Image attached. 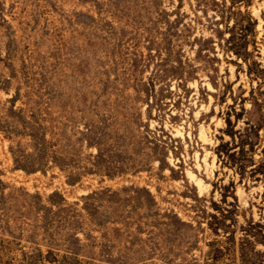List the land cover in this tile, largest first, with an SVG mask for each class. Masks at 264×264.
Here are the masks:
<instances>
[{"label": "rangeland", "instance_id": "1", "mask_svg": "<svg viewBox=\"0 0 264 264\" xmlns=\"http://www.w3.org/2000/svg\"><path fill=\"white\" fill-rule=\"evenodd\" d=\"M258 68L264 0H0V236L39 199L95 264H264Z\"/></svg>", "mask_w": 264, "mask_h": 264}, {"label": "trees", "instance_id": "2", "mask_svg": "<svg viewBox=\"0 0 264 264\" xmlns=\"http://www.w3.org/2000/svg\"><path fill=\"white\" fill-rule=\"evenodd\" d=\"M249 19L250 22H254L250 16ZM236 54L238 55V53ZM257 71L264 72L259 68ZM251 95H253V91ZM34 205L35 213L38 214L43 222L40 233H37V226L29 229L18 227L15 230H11L9 220L22 221V219L26 218V214L24 212L16 213L15 216H13L14 214H5L7 216V230L0 236V264H95L93 262L94 257L86 255L84 257L82 254L86 245L81 243L77 236L68 235L67 239H64L67 241V244L66 242L63 244L54 243V239L57 236V228L54 226L51 218L56 212L47 206H43L39 199L34 202ZM50 214L53 216H50ZM5 235L8 237L6 238ZM38 236H42V243H38ZM23 238L31 244L27 249L20 243ZM73 242L76 243V246L72 244ZM43 243H47L44 244L45 250L40 246ZM15 245L20 246L18 248V254H14L13 246Z\"/></svg>", "mask_w": 264, "mask_h": 264}, {"label": "bare ground", "instance_id": "3", "mask_svg": "<svg viewBox=\"0 0 264 264\" xmlns=\"http://www.w3.org/2000/svg\"><path fill=\"white\" fill-rule=\"evenodd\" d=\"M191 178V177H190ZM192 178H194V177H192ZM201 182V181H200ZM203 184V183H202Z\"/></svg>", "mask_w": 264, "mask_h": 264}]
</instances>
